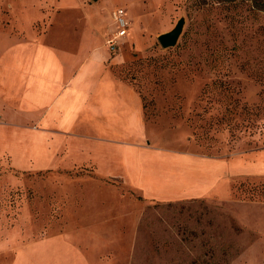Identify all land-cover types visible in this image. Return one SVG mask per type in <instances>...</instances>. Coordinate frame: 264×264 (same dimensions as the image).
<instances>
[{
    "label": "rangeland",
    "instance_id": "374dc122",
    "mask_svg": "<svg viewBox=\"0 0 264 264\" xmlns=\"http://www.w3.org/2000/svg\"><path fill=\"white\" fill-rule=\"evenodd\" d=\"M120 8L129 31L112 53L104 40ZM259 17L239 32L237 19L222 12L211 19L192 0H0L7 44L80 46L92 32L110 72L141 99L145 145L171 163L184 154L223 162L217 193L222 183L227 189L221 199L163 201L180 182L169 189L168 180L146 177L159 191L147 197L89 169L26 173L0 159V264H11L25 244L62 233L63 210L81 206L87 181L115 192L110 202L118 209L95 221L117 235L102 251L114 257L107 264H264V13ZM180 18L176 46L161 48L157 37ZM211 172L193 174L208 191Z\"/></svg>",
    "mask_w": 264,
    "mask_h": 264
},
{
    "label": "crops",
    "instance_id": "0c3cea01",
    "mask_svg": "<svg viewBox=\"0 0 264 264\" xmlns=\"http://www.w3.org/2000/svg\"><path fill=\"white\" fill-rule=\"evenodd\" d=\"M95 43L92 32L80 46L40 40L7 44L0 36L2 162L26 173L89 169L147 197H157L159 191L146 177L168 180L169 189L180 182L163 201L225 198L224 183L223 191L217 193L223 162L209 164L202 157L184 154L171 163L145 145L141 99L110 72L104 61L106 49ZM208 170L216 176L212 191L204 185L206 180L193 178ZM84 183L89 188L80 199L81 206L63 210L68 222L64 231L25 244L11 264H107L113 260V255L102 251L111 247L116 233L95 221L118 209L110 202L115 201V192L110 186L101 189ZM100 200L110 204H98Z\"/></svg>",
    "mask_w": 264,
    "mask_h": 264
},
{
    "label": "trees",
    "instance_id": "16d2710c",
    "mask_svg": "<svg viewBox=\"0 0 264 264\" xmlns=\"http://www.w3.org/2000/svg\"><path fill=\"white\" fill-rule=\"evenodd\" d=\"M192 6L211 19L219 12L229 15L231 21L237 19L239 32L249 29L247 21L250 16L256 20L260 18L259 14L264 13V0H192ZM238 8H245L248 15L236 12Z\"/></svg>",
    "mask_w": 264,
    "mask_h": 264
},
{
    "label": "built area",
    "instance_id": "2783aa9c",
    "mask_svg": "<svg viewBox=\"0 0 264 264\" xmlns=\"http://www.w3.org/2000/svg\"><path fill=\"white\" fill-rule=\"evenodd\" d=\"M112 19L114 23L115 30L112 34L105 40V44L112 53H115L122 40L128 36L129 23L126 18L125 11L120 8L112 12Z\"/></svg>",
    "mask_w": 264,
    "mask_h": 264
},
{
    "label": "water",
    "instance_id": "95a60500",
    "mask_svg": "<svg viewBox=\"0 0 264 264\" xmlns=\"http://www.w3.org/2000/svg\"><path fill=\"white\" fill-rule=\"evenodd\" d=\"M184 24H185V19L180 18L170 31L162 33L157 37V41L161 46V48L169 49L176 46L179 37L182 34Z\"/></svg>",
    "mask_w": 264,
    "mask_h": 264
}]
</instances>
